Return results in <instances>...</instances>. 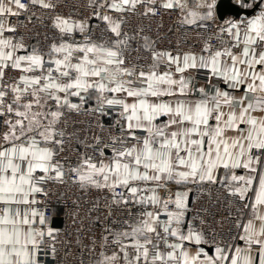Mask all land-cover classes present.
<instances>
[{
	"label": "snow or ice",
	"instance_id": "6c2138e0",
	"mask_svg": "<svg viewBox=\"0 0 264 264\" xmlns=\"http://www.w3.org/2000/svg\"><path fill=\"white\" fill-rule=\"evenodd\" d=\"M232 5L84 0L86 14L50 17L45 50L11 21L53 0H0V264H69L73 241L48 215L51 186L68 184L99 194L72 202V264H264V0ZM161 10L196 43L164 49L127 28ZM205 185L252 211L232 244L188 219Z\"/></svg>",
	"mask_w": 264,
	"mask_h": 264
},
{
	"label": "built area",
	"instance_id": "2783aa9c",
	"mask_svg": "<svg viewBox=\"0 0 264 264\" xmlns=\"http://www.w3.org/2000/svg\"><path fill=\"white\" fill-rule=\"evenodd\" d=\"M27 2V0H25ZM57 5L54 11L36 8V14L41 19L35 17L31 22L27 21L26 14H22L18 19L12 18V23L24 22L26 26L19 29L27 41L47 49L54 39L57 38L56 31L51 26L50 17L60 14L63 16L78 17L86 14L87 10L83 7L84 0H53ZM102 27V26H101ZM143 27L153 38H159L158 47L172 50H187L196 43L195 34L186 31L176 22V14L161 12L151 19L141 18L139 16H129L127 18V28L137 29ZM96 35H100V30H96ZM47 37V39H45ZM135 47V45H133ZM135 55V53H133ZM70 123L75 121L78 126L86 127L88 118L84 116L73 115L69 118ZM106 124L111 123L105 121ZM71 131V128L69 129ZM82 151V149H81ZM74 159V157H73ZM48 215L55 216V210L61 209V218L63 219V233L67 238L73 241L72 252L68 258L69 264L79 259V251L75 244V229L73 225L71 210L73 201L80 198V202L85 208L90 206L89 202L97 199L99 194L95 191L82 193L75 186L68 184L64 186L52 185L50 189ZM243 203L237 197H227L223 189L215 185H205L202 188H194L192 191V201L189 206L188 219L195 218V223L200 226V219L204 220V231L209 241L215 240L221 246L234 243L233 237L241 233L238 224H243L245 213L248 208L243 207ZM87 225V221H85ZM80 239L87 243L83 233ZM236 243L238 241H235Z\"/></svg>",
	"mask_w": 264,
	"mask_h": 264
},
{
	"label": "water",
	"instance_id": "95a60500",
	"mask_svg": "<svg viewBox=\"0 0 264 264\" xmlns=\"http://www.w3.org/2000/svg\"><path fill=\"white\" fill-rule=\"evenodd\" d=\"M219 12L221 15H234L235 9L230 0H221L219 6ZM244 14L241 12V15ZM53 222L56 227L61 228L63 224L62 218H53Z\"/></svg>",
	"mask_w": 264,
	"mask_h": 264
},
{
	"label": "crops",
	"instance_id": "0c3cea01",
	"mask_svg": "<svg viewBox=\"0 0 264 264\" xmlns=\"http://www.w3.org/2000/svg\"><path fill=\"white\" fill-rule=\"evenodd\" d=\"M221 1V0H220ZM231 2H232V0H230ZM244 14H242L241 16H243ZM226 16H231V15H226ZM203 81L201 80V83H202ZM194 188L195 187H193L192 188V190L189 192V200H188V205L190 206V204H191V201H192V191L194 190ZM252 193H249L248 194V196L249 197H252ZM260 212L261 213H264V207H261L260 208ZM54 218H61V216H60V214L59 213H56L55 214V216H54ZM250 218H252V211H251V209L250 208H248V210L246 211V213H245V220H244V223L248 220V219H250ZM255 223H256V225H257V227H259V222L258 221H254ZM53 226L54 227H56L55 226V224H54V222H53ZM240 234H242V229H241V233ZM237 243H240V245L241 246H243V242H237ZM206 247V249H209L210 250V254H213V249L211 248V245H206L205 246Z\"/></svg>",
	"mask_w": 264,
	"mask_h": 264
},
{
	"label": "trees",
	"instance_id": "16d2710c",
	"mask_svg": "<svg viewBox=\"0 0 264 264\" xmlns=\"http://www.w3.org/2000/svg\"><path fill=\"white\" fill-rule=\"evenodd\" d=\"M56 213L61 214V209H56V210H55V214H56Z\"/></svg>",
	"mask_w": 264,
	"mask_h": 264
}]
</instances>
